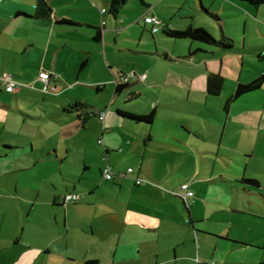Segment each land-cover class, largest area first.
Here are the masks:
<instances>
[{
  "label": "crops",
  "instance_id": "0c3cea01",
  "mask_svg": "<svg viewBox=\"0 0 264 264\" xmlns=\"http://www.w3.org/2000/svg\"><path fill=\"white\" fill-rule=\"evenodd\" d=\"M38 1L0 0V129L7 134L4 136L0 131V166L8 164L11 168L9 172H32L36 169L35 173H38L39 164L44 163L52 169L49 175L41 177L42 180H32L34 184L29 189L35 192V196L17 194L14 198L22 199L23 208L26 210L33 211L35 207L40 206L50 209L54 213L56 223H59L63 218L61 205L66 207L65 214L68 217L73 214L68 207L70 203L64 204L62 198L71 193L80 195L75 204L79 202L80 207L89 206L90 215L87 217L89 219L79 223L86 224L84 227L89 228L87 231L90 230L92 235L91 238L84 239L86 241L81 245V260L84 264H205L204 262L209 260L216 264H256L264 260V252L262 255L260 252L245 250L257 248L251 239H230V234L224 233L221 228L214 229L213 226L216 225L211 228L204 227L208 216L200 207V204L216 206L224 199L227 203L236 202L240 204L239 208L245 207L250 209L251 213H256L252 206H247L245 199L253 205L254 199L264 198L260 190L261 182L260 186L255 188L249 184L243 185L241 177L237 176L231 184L226 185L227 178H216L217 175L211 166L210 172L204 173L199 180H195L196 172L193 176L190 174L191 169L184 170L185 174L177 181L174 178L176 160L173 157L177 154V161L180 162V154H183L179 151L181 146H188L192 148L189 151L196 150L206 155H222V143L217 145L214 141L206 144L202 150L198 143L192 145L181 141L176 130L178 127L175 125L182 124L180 117L184 116L182 112L186 111L184 102L191 99L185 97H190L195 81L176 65H188L197 61L204 63L210 73H218L217 64L211 60L215 51L201 50L198 46H205L207 49L237 47L239 37L234 33L237 31L235 24H238L244 34L242 47L247 48V34L260 35L261 29L264 28V19H258L261 13L264 14V5L256 7L248 1L241 3L238 0H125L120 11L114 13L111 10L112 0H45L50 10L43 13L38 8ZM103 8H106V11L102 13ZM205 8L218 13L221 21L214 19ZM147 15L157 16L162 21L161 28L154 31L144 20ZM175 17H179L182 24L187 23L188 27H208L223 43L213 45L170 37L164 32V27L172 28V18ZM208 18L218 23L221 29L219 35L216 33L217 26L208 22ZM136 23H142V28H137ZM96 27L101 30V39H96ZM128 31L134 36L126 35ZM157 32L161 33L160 37L165 42L161 47L157 43ZM117 38H120L122 44L125 40L136 39L154 42L153 51L151 47H148L147 51L140 49V44L137 48L127 50L152 61L165 59L169 62L171 65L166 69L164 77L159 72L153 73V68L145 67L142 63L138 65L140 72L146 75V82H151L153 87L161 82L163 86L172 87L173 91L171 98H151V111L155 110L152 123L138 121L129 116L128 113L132 112V109L122 106L120 99H111L110 102L105 99L100 104L102 108L96 111L97 114L99 112L98 118L102 111L106 112L104 120L99 118L103 126L99 140L104 146V161L115 174L120 173L112 180L104 178V181L100 182L87 175V160L83 162L86 169L83 172H79L73 163L66 165L67 158H61L59 155L56 136L61 140L64 135L71 137L79 129H87L86 124L94 107L87 103L85 92L80 94L78 88L84 86L96 87L99 92L104 90L103 94H97L96 97L106 96L107 92H110L108 83L112 82V75L107 71V66L114 70L115 66L125 61L123 53L126 48H115L119 43ZM172 40L190 41L191 48L188 52L178 49L168 43ZM263 47L261 43L255 46L256 50L261 52ZM214 60L217 61V58ZM40 72H50L51 76L49 79L40 78ZM8 77L18 83L15 92L5 90L4 78ZM207 79L203 91L205 100L203 98V107L200 106L199 112L206 116L207 122L217 126V122L225 123L227 126L233 115L229 104L232 105L235 100L229 102V98L226 101L228 114L224 113L220 106H209V96H219L221 93H209ZM174 89L178 90L177 95ZM124 90L131 102L143 95L141 89L136 90L129 85H126ZM123 91L116 92L114 87L111 92L114 96L121 97L120 93ZM180 92L183 98L180 97ZM162 100L164 104H161ZM77 102L83 105L78 106ZM158 105L162 106V112L168 111L163 114ZM114 112L117 124L109 120ZM36 113L39 117L33 115ZM49 117L55 122L48 127ZM36 118L44 120V125L37 127L29 122ZM62 119L63 123L57 124ZM161 119L167 121L166 129L160 124ZM183 125L184 131L197 135L206 142L207 139L198 130L185 127V123ZM209 135H213L211 131ZM46 149L49 153L37 158L36 152ZM136 154L141 157L139 170L136 172L134 169L131 175L136 173V178H141L142 167L148 164L150 179L156 184H162L161 186L144 183V180L141 184H136V178L129 177L130 174L124 175L128 168L133 167L131 158ZM185 155L193 157L191 154ZM206 159L210 157L204 156L203 161ZM207 161L210 162L211 159ZM238 163L247 168L249 166L248 160ZM170 166L173 167L171 171ZM99 168L103 174L102 164ZM2 173L3 170H0V176ZM222 179L225 180L222 182ZM79 182L85 184L80 186ZM129 183H132L130 188ZM212 183L221 185L211 189ZM183 184H188L194 192V196L189 200L192 205L190 203L191 206H188L185 199L177 196L184 200L187 208L175 215L174 205L168 198L172 190L182 191ZM195 185H198L201 194ZM103 187H106V190ZM99 190L106 193L96 197L95 193ZM150 200L158 205L144 204V201ZM93 204H100L101 209L97 210L98 212L92 211ZM98 214L100 217L96 218ZM73 221L72 224L76 223ZM70 224L67 219L68 230L65 233L70 231ZM96 234L98 238H95ZM16 240L20 243V236L16 235ZM38 246H42L46 252L53 251L51 242ZM25 247L29 249L32 245L28 242ZM66 247H70L68 243ZM26 248L19 254L20 258L29 253Z\"/></svg>",
  "mask_w": 264,
  "mask_h": 264
},
{
  "label": "rangeland",
  "instance_id": "374dc122",
  "mask_svg": "<svg viewBox=\"0 0 264 264\" xmlns=\"http://www.w3.org/2000/svg\"><path fill=\"white\" fill-rule=\"evenodd\" d=\"M238 1L241 3L246 2L245 0ZM260 15L261 17L258 19H264V14L261 13ZM172 19V29L185 30L188 28V24H182L179 17ZM198 20L199 19L197 17V21ZM208 22L212 23L213 26H217L218 30L216 33L219 35L221 29L218 26V23L211 18H208ZM136 26L137 28H142L143 24L136 23ZM161 26V23L155 24V31L160 29ZM235 26L237 27V31L232 33L237 34V37H239V44L237 47L233 46L229 49L209 47L210 49H207L205 46H198L201 50L215 51L213 55L214 57H211V60L213 63L217 64L218 73L226 79L225 88L221 94L219 96H209V102L207 104L209 106H220L224 113L227 114L228 110L225 106L227 104L226 101L235 93L237 83L251 82L260 77L264 72V47L262 48V52L261 50L258 51L255 48V46L259 43L264 45V28L261 29L262 33L260 35L256 36L247 34V39L245 40L247 48H243L241 43L244 39L243 30L241 27H238V24H235ZM130 33L131 32L128 31L126 35L134 36ZM160 34V32H157V36H159V38L157 37L158 42L155 41V43H158L159 47L165 43L164 39L160 37ZM117 39L119 43L115 48H126L123 53L125 61L121 65L115 66L116 69L114 70H111L110 67L107 66V71L112 75V82L108 83L110 92H107L106 96L96 97L97 94H103L104 90L99 92L96 87L86 88L84 86L78 88L80 94L82 91L85 92L84 96L87 97V103L94 107V110L90 112L89 120L86 124L87 129H79V131L75 132L71 137L64 135L61 140L59 139L60 137L56 136L59 155L61 158H67L66 165L73 163L78 167L77 170H79V172H83L86 170L84 169L85 166L83 167V162L87 160L89 162L87 175L99 180L100 182L104 181V175L102 174L99 165L102 164L103 169L108 166L104 161V146H102L99 140L101 138L103 126L98 118L99 112L97 114L96 111H98L99 108H102L100 104H102L105 99L110 102L111 99L114 100L116 98L120 99L122 106L132 109V112L130 113L137 116L143 114L147 115L150 113L152 107L151 98H171L170 94L173 91L172 87L163 86L161 82L156 83L154 87L151 82H146V75L140 72L138 65L139 63H142L145 67L153 68V73L156 74L159 72L162 77H164L166 69H169L171 65L169 62L165 59L152 61L150 58L147 59L146 57L132 54L131 51L127 50L134 47L137 48L140 44V49L144 48V51H147L148 47H151V51H153L154 42L152 43L145 39H136L125 40L122 44L120 42V38ZM168 43L187 52L191 48L190 41L172 40ZM215 58H217V61L214 60ZM155 62H158V64ZM200 64H202V62L196 61L188 65H176V67L182 69L190 78H194L195 85L191 90L190 97H185L191 99L189 102H184L183 107L186 111L182 112L184 116L180 117L182 124H179L178 126L175 125V127H178L176 130L180 134L179 136L181 137V141H185L187 144L192 145H196L198 143L202 147V150L205 149L206 144H210L212 142L214 143V141L217 145L222 143L220 151V154L222 155L217 156L216 153L206 155L196 150L189 151V149L192 148L188 146H181L179 151L183 154H180V157L182 158L180 162L177 161L178 155H173L174 160H176L174 163V178L179 181V179L185 174V172H183L184 170L192 169L190 174L193 176L196 172L195 180H199L200 177L204 176V173L210 172L211 166L214 169L215 175H217L216 178L219 176L227 178L226 180L228 181L225 182L226 185L231 184L233 182L232 180L237 176L242 177L243 175H246L247 177L249 176L259 179L261 182L260 190L264 196V85L261 88L246 93L240 96L237 100L235 99V101H232L233 106L230 103L229 108L232 110L233 115L231 116L228 125L225 126V123L222 124L217 122L219 125L217 126L214 123L212 124L207 122L206 116L199 112L200 106L203 105L205 100V94L203 93L205 79H207L208 75L212 73L206 69L204 63L202 65ZM122 75L127 77V85L131 88H135L136 90L141 89L143 91V95L137 100L131 102L130 99H127L129 95L125 94L126 92L124 93L125 90L120 93V95H122L121 97H116L113 95V92H111L119 81H123ZM174 93L177 95L178 90L174 89ZM179 95L183 98L181 92ZM161 104H164L163 100ZM160 105L158 106L162 112V106ZM104 110H106V106L104 107ZM167 111L163 110L162 113L164 114ZM33 115L39 117L37 113ZM115 116L116 114L114 112V114H111V117H109L110 122L113 124H117ZM63 121L64 119L57 122V124L60 125ZM29 122L33 126L37 127L44 125V120L38 118L33 120V123L31 121ZM54 122L55 121L49 117L47 122L49 123L48 127L53 125ZM166 122L167 121L164 119H161L160 121V124H163V129H166L167 127L165 126ZM183 123L186 124L185 127L196 131L198 130V132L201 133L205 139H207L206 142L203 141V138L184 131L182 129L184 126ZM214 130L217 131L215 132ZM0 131H2L4 136H7L5 131L1 129ZM210 131L213 134L212 136L209 135ZM152 149L153 148H150V150ZM6 152L7 151H5L4 154H6ZM48 153L47 149L39 150L36 152V156L37 158L43 157V155ZM186 153L191 154L193 157H187L185 155ZM204 156L210 157L211 161H207L210 159L203 161ZM140 158L141 157L137 154L135 157L133 156L131 158L133 163L132 166L136 172L139 170V162L141 161ZM147 159L149 160V158ZM246 160L249 161L248 168L245 167V165L243 166L238 163ZM134 161H136V163ZM19 164L20 166L22 165L21 163ZM5 165L6 164H4V166H0V170H3L4 173L6 172L5 174L2 173L0 176V264H84L81 260V245L86 241L84 239L91 238L92 235H90V230L87 231L89 228L84 227L86 224H81L79 222L89 219L87 218L90 215L89 206L80 207L79 202L78 204H75V202H71L70 204L68 203L70 213L73 211V214H70L68 217V215L65 214L66 207L61 205L63 208L61 216L63 218L59 223H56L53 211L48 208H42L40 206L35 207L33 211L26 210L25 207L23 208V200L20 198H14V196L17 194H20L21 196L28 194L27 197L35 196V192H32V190L29 189L31 185L34 184V182L32 183V180H42L41 177L49 175L52 169L50 168V165L40 163L38 173H35L36 169L32 172L31 170L9 172L11 168L8 164L6 166ZM147 165L142 167L143 174L141 175V179L144 180V183L156 184L149 177ZM172 168L173 167L170 166V171ZM119 174L120 173H114V175ZM128 175L129 174H127V176ZM60 176L64 179L62 174H60ZM129 177L136 178V173L132 175L130 174ZM224 180L225 179H222V182ZM40 184L43 185L44 182H40ZM82 184L85 183L79 182L80 186ZM129 184V188L132 187V183ZM156 185L161 186L162 184ZM220 185L221 184L218 183H212L210 188L213 189L215 186L220 187ZM105 188L106 187H103V189ZM195 188L198 190V193L201 194V190L198 188V185H195ZM104 193H106L104 190H99L95 193V196L99 197ZM177 196L184 199L185 191L175 189L172 190L171 195H169L168 199L174 205L173 211L175 215H178L183 208L185 210L187 208L184 200L178 198ZM217 200H219V198H217ZM245 200L247 202V206L250 208L252 206V210L256 213H251L250 209L245 207L239 208L240 204L238 205L236 202L227 203L224 199H222L221 204L219 203L216 206L215 204H200V207L204 209V213L208 216V221L205 223L204 227L211 228V226L216 225L213 226L214 229L217 227L219 229L221 228L224 233L230 234V239H236L234 237H246V239H251V241L257 245V248H246L245 250L252 251L253 253L260 252V254L263 255L264 198H258L257 200L254 199L255 203H253V205L249 204L247 198ZM250 200L252 199L250 198ZM144 204L152 206L158 205V203L151 200L149 202L144 201ZM256 204H259L262 208H259L260 206ZM7 205L9 208L6 209ZM91 208H93L92 211H97L101 209V205L93 204ZM217 208L222 210H218ZM98 217H100V214H98L96 218ZM67 219H69V222L71 223V228L69 232L65 233V231L68 230V227L66 229ZM73 220H75L76 223L72 224ZM16 235L20 236V243L16 240ZM98 237L99 236L96 234L95 238ZM28 242L32 245L29 249L25 247ZM50 242L52 243V253L46 252L42 246H38ZM67 243L70 246L68 248L66 247ZM25 248L29 253L20 258L19 254ZM213 250L214 248L212 249V253ZM259 262L264 264V260H260ZM259 262L256 264H259ZM204 263L216 264L210 260Z\"/></svg>",
  "mask_w": 264,
  "mask_h": 264
},
{
  "label": "trees",
  "instance_id": "16d2710c",
  "mask_svg": "<svg viewBox=\"0 0 264 264\" xmlns=\"http://www.w3.org/2000/svg\"><path fill=\"white\" fill-rule=\"evenodd\" d=\"M251 3L252 5L259 7L262 4H264V0H245ZM122 0H112L111 1V10L114 13H118L122 7ZM38 8L40 12H47L50 10V6L45 0H39L38 1ZM205 10L217 21H221V16L214 12L211 11L207 8ZM68 22L72 23V21L67 20ZM73 24V23H72ZM153 28V27H152ZM96 30V39H101V30L99 28H95ZM164 32L168 34L170 37L176 38V39H190L192 41H201L207 44H213V45H219L223 43V40H218L215 35L211 32V30L208 27H194L190 26L185 30H175L172 28H166L164 27ZM124 75H122L123 78ZM225 77H223L220 73H211L208 76L207 79V89L208 92L214 95L220 94L223 89L225 88ZM127 82L123 79V81H119L116 85V92L123 91L124 88L126 87ZM264 85V72L263 74L254 79L251 82L248 83H237L235 93L231 96L229 102L232 100L238 99L240 96L255 91L259 88H261ZM100 89H103V87H100ZM77 105H83L81 102H77ZM129 116L133 117L134 119L138 121H143L147 123H152L154 121L155 117V110L153 109L149 114H143L140 116L134 115L132 113H128ZM115 176V175H114ZM114 178V177H113ZM112 180V179H111ZM241 183L243 185L249 184L251 186L259 187L260 186V181L255 178H247L245 176L240 178Z\"/></svg>",
  "mask_w": 264,
  "mask_h": 264
},
{
  "label": "built area",
  "instance_id": "2783aa9c",
  "mask_svg": "<svg viewBox=\"0 0 264 264\" xmlns=\"http://www.w3.org/2000/svg\"><path fill=\"white\" fill-rule=\"evenodd\" d=\"M101 11H102V13L105 12L106 8H103ZM144 20L147 24L152 25L154 31L156 30L155 24L161 23V21L155 15H147L144 17ZM39 76H40V78L49 79L51 74H50V72H40ZM122 79H124L126 81L127 77L124 75ZM4 86H5V90L7 92H15L18 88V83L16 81H14L12 78L8 77V78H4ZM105 116H106V112L102 111L100 113L99 118L101 120H104ZM133 172H134V168L130 167L127 169V172L124 173V175L131 174ZM103 175H104V178L106 180L113 179L114 173L112 171V168L109 165L103 169ZM141 183H142V179L136 178V184H141ZM182 189L185 191L184 199L186 200L187 203H190L189 200L194 196V192L189 188L188 184H183ZM79 199H80V195L71 193V194L65 195L62 198V201L64 204H68L71 202H76Z\"/></svg>",
  "mask_w": 264,
  "mask_h": 264
},
{
  "label": "water",
  "instance_id": "95a60500",
  "mask_svg": "<svg viewBox=\"0 0 264 264\" xmlns=\"http://www.w3.org/2000/svg\"><path fill=\"white\" fill-rule=\"evenodd\" d=\"M122 2L124 3L125 0H122ZM232 45H224V47H231Z\"/></svg>",
  "mask_w": 264,
  "mask_h": 264
},
{
  "label": "flooded vegetation",
  "instance_id": "af4514ba",
  "mask_svg": "<svg viewBox=\"0 0 264 264\" xmlns=\"http://www.w3.org/2000/svg\"><path fill=\"white\" fill-rule=\"evenodd\" d=\"M215 37H216V36H215ZM216 38H217V37H216ZM217 39H218V40H222V39H219V38H217ZM221 44H222V43H221ZM76 202H77V201H76ZM186 203H187V202H186ZM189 204H190V203H187L188 206H190Z\"/></svg>",
  "mask_w": 264,
  "mask_h": 264
}]
</instances>
